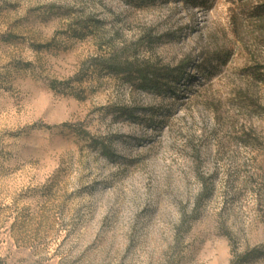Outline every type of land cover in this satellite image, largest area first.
<instances>
[{"label":"rangeland","instance_id":"rangeland-1","mask_svg":"<svg viewBox=\"0 0 264 264\" xmlns=\"http://www.w3.org/2000/svg\"><path fill=\"white\" fill-rule=\"evenodd\" d=\"M0 264H264V0H0Z\"/></svg>","mask_w":264,"mask_h":264},{"label":"trees","instance_id":"trees-1","mask_svg":"<svg viewBox=\"0 0 264 264\" xmlns=\"http://www.w3.org/2000/svg\"><path fill=\"white\" fill-rule=\"evenodd\" d=\"M143 75H141V77H142Z\"/></svg>","mask_w":264,"mask_h":264}]
</instances>
